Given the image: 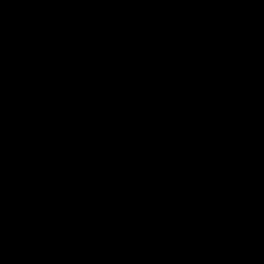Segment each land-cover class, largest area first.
Here are the masks:
<instances>
[{
  "label": "water",
  "instance_id": "water-1",
  "mask_svg": "<svg viewBox=\"0 0 264 264\" xmlns=\"http://www.w3.org/2000/svg\"><path fill=\"white\" fill-rule=\"evenodd\" d=\"M0 264H264V0H0Z\"/></svg>",
  "mask_w": 264,
  "mask_h": 264
}]
</instances>
